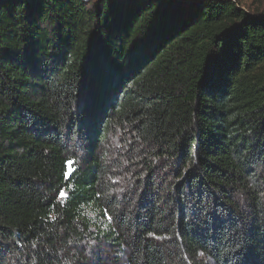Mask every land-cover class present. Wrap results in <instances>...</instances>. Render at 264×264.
Instances as JSON below:
<instances>
[{"label":"trees","instance_id":"obj_1","mask_svg":"<svg viewBox=\"0 0 264 264\" xmlns=\"http://www.w3.org/2000/svg\"><path fill=\"white\" fill-rule=\"evenodd\" d=\"M0 264H264V14L0 0Z\"/></svg>","mask_w":264,"mask_h":264},{"label":"rangeland","instance_id":"obj_2","mask_svg":"<svg viewBox=\"0 0 264 264\" xmlns=\"http://www.w3.org/2000/svg\"><path fill=\"white\" fill-rule=\"evenodd\" d=\"M247 11L264 14V0H237Z\"/></svg>","mask_w":264,"mask_h":264},{"label":"snow or ice","instance_id":"obj_3","mask_svg":"<svg viewBox=\"0 0 264 264\" xmlns=\"http://www.w3.org/2000/svg\"><path fill=\"white\" fill-rule=\"evenodd\" d=\"M75 161L74 160H66L65 161V168L66 171L64 172V179L68 180L71 173L74 171L73 165H74ZM57 199H61V200H66L67 199V194L64 190H61ZM106 218L111 222V217L107 216V213L105 214Z\"/></svg>","mask_w":264,"mask_h":264}]
</instances>
